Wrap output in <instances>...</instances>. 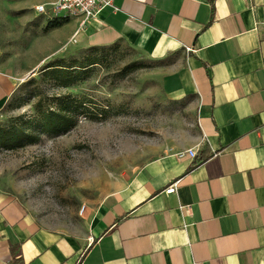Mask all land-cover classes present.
Segmentation results:
<instances>
[{
	"label": "crops",
	"instance_id": "obj_1",
	"mask_svg": "<svg viewBox=\"0 0 264 264\" xmlns=\"http://www.w3.org/2000/svg\"><path fill=\"white\" fill-rule=\"evenodd\" d=\"M113 5L79 33L83 47L124 41L180 54L172 91L189 99L195 128L130 186L85 208L84 235L43 228L0 191V264H264V0ZM70 24L77 31L80 20ZM18 87L0 70V108ZM191 148L196 159L178 158Z\"/></svg>",
	"mask_w": 264,
	"mask_h": 264
},
{
	"label": "rangeland",
	"instance_id": "obj_2",
	"mask_svg": "<svg viewBox=\"0 0 264 264\" xmlns=\"http://www.w3.org/2000/svg\"><path fill=\"white\" fill-rule=\"evenodd\" d=\"M48 1L0 0V70L19 83L0 108V134L37 119V107L69 100L86 109L65 135L42 133L35 143L12 149L0 142V191L43 228L84 235L89 218L83 208L94 210L108 194L130 186L147 164L176 152L195 120L189 99L172 91L180 54L155 57L124 41L91 51L81 35L74 43L70 18L66 23L36 11ZM89 56L97 64L73 86L42 78L58 59Z\"/></svg>",
	"mask_w": 264,
	"mask_h": 264
},
{
	"label": "trees",
	"instance_id": "obj_3",
	"mask_svg": "<svg viewBox=\"0 0 264 264\" xmlns=\"http://www.w3.org/2000/svg\"><path fill=\"white\" fill-rule=\"evenodd\" d=\"M62 19H66V23L70 20L69 18ZM57 24L58 26H62L65 23ZM117 43L118 42L108 46H93L90 47V50H106L107 47H114ZM96 64L97 59L92 56L84 57L83 59H58L44 68L41 71V75L43 79H53L65 87H70L73 86L81 76L87 74L88 70L93 68ZM34 81L35 79H31L28 84ZM81 108L86 109L84 103L75 106L69 100L61 103V105L59 104L57 108L44 109L42 107H37V119L22 123V125L15 127L11 133H1L0 142L6 149H12L14 147L20 148L35 143L42 133L51 138L65 135L75 125L77 114ZM209 156L210 155H205L203 159H207Z\"/></svg>",
	"mask_w": 264,
	"mask_h": 264
},
{
	"label": "built area",
	"instance_id": "obj_4",
	"mask_svg": "<svg viewBox=\"0 0 264 264\" xmlns=\"http://www.w3.org/2000/svg\"><path fill=\"white\" fill-rule=\"evenodd\" d=\"M114 8L113 0H49L46 3L37 6L36 11L41 15L61 17V18H76L80 20V25L74 35V43L77 42V36L83 31L86 25L96 18L103 10ZM116 10V9H115ZM189 50V49H188ZM178 158L190 156L196 159L198 151L196 148H191L177 153ZM177 184H173L166 189V193H176ZM85 210V207L83 208Z\"/></svg>",
	"mask_w": 264,
	"mask_h": 264
}]
</instances>
